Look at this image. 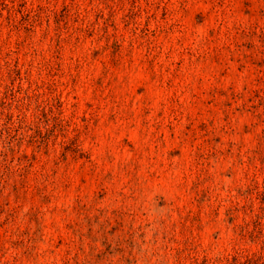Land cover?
Listing matches in <instances>:
<instances>
[{
	"label": "rangeland",
	"instance_id": "rangeland-1",
	"mask_svg": "<svg viewBox=\"0 0 264 264\" xmlns=\"http://www.w3.org/2000/svg\"><path fill=\"white\" fill-rule=\"evenodd\" d=\"M0 264H264V0H0Z\"/></svg>",
	"mask_w": 264,
	"mask_h": 264
}]
</instances>
